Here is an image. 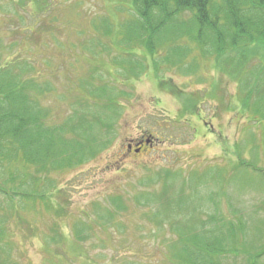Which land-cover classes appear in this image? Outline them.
<instances>
[{"label": "rangeland", "instance_id": "1", "mask_svg": "<svg viewBox=\"0 0 264 264\" xmlns=\"http://www.w3.org/2000/svg\"><path fill=\"white\" fill-rule=\"evenodd\" d=\"M46 1L38 28L30 18L39 12L35 2L24 10L20 0H0V66L28 58L52 81L55 90L40 103L55 127L73 112L72 81L93 75L88 67L96 63L83 50L93 19L126 28L138 16L129 3L112 0ZM192 20L183 13L177 23L187 28ZM109 46L100 54V76L122 81L108 94L117 97L119 110L103 103L95 111L115 121L109 144L93 159L54 172L53 188H40L45 204L22 202V191L6 184L10 177L1 169L0 264H190L195 235L207 238L206 230L224 223H243L244 234L233 246L237 252L218 254V264H264V118L241 105L250 95L261 102L264 83L257 87L250 69L238 72V52L218 61L214 49L206 48L211 56H205L187 37L175 44L179 56L176 48L163 55H175L184 69L150 54L148 71L127 80L110 57L119 54L117 45ZM257 64L249 60V67ZM240 81H252L254 92L251 85L240 92ZM119 195L127 209L111 220L106 210Z\"/></svg>", "mask_w": 264, "mask_h": 264}, {"label": "trees", "instance_id": "2", "mask_svg": "<svg viewBox=\"0 0 264 264\" xmlns=\"http://www.w3.org/2000/svg\"><path fill=\"white\" fill-rule=\"evenodd\" d=\"M29 1L37 5L39 12L31 14L30 18L40 28L44 23L43 21L41 24L40 17L48 14L49 4L46 0H20L19 4L24 9V4ZM112 1L124 6L129 3L138 20L121 28L115 23L113 25L107 17L93 19L91 35L84 39L83 50L96 65L88 67L89 74L93 75L84 78L81 76L72 81L70 88L71 92L74 91L72 96L75 99L70 106L73 112L62 124L54 127L47 122L51 112L40 101L50 96L55 88L51 80L40 75L30 59L16 56L11 63L0 66V172L4 169L3 172L9 174L6 184L22 191L18 194L22 202L41 199L45 204L48 197L40 191L46 185L52 187L53 183L49 178L54 172L93 159L109 144L108 137L112 136L115 121L107 120L95 111L103 103L104 108L112 109L115 114L119 110L117 97L108 94L113 93V89L122 81L118 76L117 79L113 78L111 73V81L100 76L105 69L100 54L102 51L106 52L111 43L117 45L116 51L119 54L110 57L112 61L114 59L113 63L118 69H122L127 80L148 71L150 54H154L156 59L165 58L164 63L173 69H184L186 64L182 67L174 59L175 55L179 56L182 52L178 54L181 49L175 44L187 37L197 42L205 56H211L210 49L206 48L214 49L218 61L223 57L227 59V55L234 51L238 52V72L250 69L249 72L255 75L254 83L257 87L260 81L264 83V0ZM183 13H190L193 17L192 24L187 25V28L186 25L177 23L178 16ZM193 27L197 29L194 30L195 33L189 30ZM173 48L178 49L173 58L163 56L164 51ZM139 51L141 56L138 57ZM105 54L109 56L111 53ZM243 57L245 62L242 61ZM250 59L257 60L258 64L249 67ZM151 61L158 73L159 63L152 58ZM233 63L234 60L229 57L225 66L231 68ZM254 83L240 81V92H245V86L251 85L248 91L253 93ZM194 97L197 99L196 93ZM195 98L194 108L198 105ZM241 105L246 112L264 118V92L261 102H253L250 95V99L245 102L243 99ZM78 156V161L72 163L71 159ZM11 174L16 176L12 178ZM1 191L8 193L3 188ZM142 196L136 197L141 206ZM109 206L111 210L107 209L106 212L111 220L127 209L122 195L111 197ZM212 220L217 221L216 218ZM219 222L223 223L224 220L220 219L217 223ZM242 224L236 226L228 223L226 226L224 223V228L214 225L204 232L207 238L195 235L189 246L192 250V253H188L190 264H218L219 253L237 252V249L233 250V246L239 243V233L244 232V227L240 229ZM2 232L0 230V242Z\"/></svg>", "mask_w": 264, "mask_h": 264}, {"label": "flooded vegetation", "instance_id": "3", "mask_svg": "<svg viewBox=\"0 0 264 264\" xmlns=\"http://www.w3.org/2000/svg\"><path fill=\"white\" fill-rule=\"evenodd\" d=\"M149 142H150V141H147L146 143L148 144ZM146 143H145V144H146ZM129 148H131V147H130V145H129ZM142 149H143V148H142V146H141V147H139V148H138V152H141V151H142Z\"/></svg>", "mask_w": 264, "mask_h": 264}]
</instances>
